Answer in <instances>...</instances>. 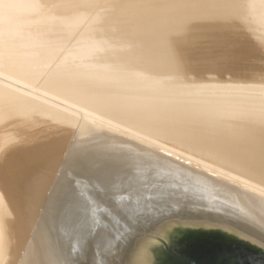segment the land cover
I'll list each match as a JSON object with an SVG mask.
<instances>
[{
  "label": "bare ground",
  "instance_id": "bare-ground-1",
  "mask_svg": "<svg viewBox=\"0 0 264 264\" xmlns=\"http://www.w3.org/2000/svg\"><path fill=\"white\" fill-rule=\"evenodd\" d=\"M189 210L264 238V0H0V264Z\"/></svg>",
  "mask_w": 264,
  "mask_h": 264
},
{
  "label": "water",
  "instance_id": "water-1",
  "mask_svg": "<svg viewBox=\"0 0 264 264\" xmlns=\"http://www.w3.org/2000/svg\"><path fill=\"white\" fill-rule=\"evenodd\" d=\"M124 248L121 264H264V238L203 216L154 222Z\"/></svg>",
  "mask_w": 264,
  "mask_h": 264
},
{
  "label": "rangeland",
  "instance_id": "rangeland-1",
  "mask_svg": "<svg viewBox=\"0 0 264 264\" xmlns=\"http://www.w3.org/2000/svg\"><path fill=\"white\" fill-rule=\"evenodd\" d=\"M58 175V174H57ZM59 176V175H58ZM51 195V190H49L47 193H46V199H48ZM42 210V211H41ZM43 212V209H40L39 210V213H42ZM188 213H181L180 216L181 218H191V217H198V216H203L204 215V212H202V210H189V211H186ZM201 212V213H200ZM170 215H162L159 219L160 220H164L165 218L169 217ZM183 216V217H182ZM205 217L207 215H204ZM209 217V216H208ZM207 218V217H206ZM136 227L134 228L135 230V233L134 234H137V233H140V232H143L145 231V229L142 228V226L140 225H135ZM139 228V229H138ZM115 264H117V262H115Z\"/></svg>",
  "mask_w": 264,
  "mask_h": 264
}]
</instances>
